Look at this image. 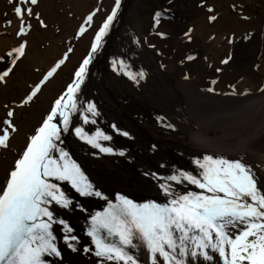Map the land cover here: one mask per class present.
<instances>
[{
    "label": "snow or ice",
    "instance_id": "snow-or-ice-1",
    "mask_svg": "<svg viewBox=\"0 0 264 264\" xmlns=\"http://www.w3.org/2000/svg\"><path fill=\"white\" fill-rule=\"evenodd\" d=\"M11 16L5 12L0 31L8 36L13 30L14 43L0 51V86L7 87L20 64L29 55L30 38L34 30L47 32L49 23L38 11L41 0H7ZM125 0H113L110 9L98 4L79 18L70 36L62 37L64 50L44 70L35 67L39 78L27 84L19 100L0 104V152L14 153V160L6 172L0 188V264H73L81 256H94L96 264H264V161L249 163L244 157L227 158L205 154L191 160L192 169L158 164L159 170H141V174L155 190V195L140 201L117 191L114 199L105 194L86 174L81 164L66 148L65 136L71 135L95 151L93 157H128L127 150L112 146L113 135L99 126L102 112L95 99L85 98L86 91L97 87L92 68L105 51L123 17ZM167 7L152 14L151 31L145 36H129L127 52L108 60L111 72L126 79L139 89L149 78V72L137 64V50L150 49L159 57L162 51L149 40L168 39L159 27L175 17L178 0H167ZM198 7H206L208 20L218 19L215 9L200 0ZM232 10L245 22H252L244 14L242 4ZM74 16V13L69 12ZM15 24V26H14ZM60 34V28H55ZM192 28L184 32L192 42ZM246 32L241 42L253 39ZM88 40L87 50L77 61L70 82L56 95L38 125L25 134L23 147L13 148L21 133V121L43 94V90L70 63L76 45ZM227 43H237L235 33L226 37ZM197 59L186 55L181 65ZM207 60V57H204ZM234 52H228L220 65L234 62ZM161 62L159 68L166 69ZM209 68L213 65L209 64ZM259 71L261 65L256 64ZM222 67H215L219 74ZM184 80L190 76L184 74ZM212 79L205 89L214 95L249 96L250 92H217ZM258 91L264 94V87ZM162 129L176 131L166 114L154 117ZM117 136L133 140L135 137L117 123L108 125ZM94 128V130H93ZM150 152L156 153L153 143ZM68 185L79 198H96L106 202L102 211L87 217L84 236L76 234V227L66 218L67 213L88 209L74 199L63 187ZM64 210V215L58 213Z\"/></svg>",
    "mask_w": 264,
    "mask_h": 264
},
{
    "label": "bare ground",
    "instance_id": "bare-ground-1",
    "mask_svg": "<svg viewBox=\"0 0 264 264\" xmlns=\"http://www.w3.org/2000/svg\"><path fill=\"white\" fill-rule=\"evenodd\" d=\"M54 1L41 0L40 9L43 13L50 14L53 9L49 4ZM61 1L64 8L63 3L70 6L71 13L82 16L89 10V2L94 0ZM143 1L125 0L122 20L116 25L114 35L92 68V75L99 79L94 80L97 87H93V90H97L93 99L102 112L99 126L113 135L112 146L127 150L128 157H93L91 152L94 149L70 135L74 138L75 146L83 145L90 150L91 160L88 159V162L92 165L89 169L99 170L94 174L97 181L105 177L110 182L116 177H137L140 180L136 196L133 194L131 198L140 201L142 197L155 195L151 182L142 176L141 170L164 172V169H158V164L162 162H167L170 167L174 165L191 170L194 157L216 154L227 158L244 157L249 163L260 164L264 161V94L258 91L259 87H264V0H205L206 6L214 8V14L218 17L211 23L206 7H198L200 0H178L175 17L162 22L158 29L167 33L168 39L159 40L154 35L149 37L150 42L156 43L163 55L157 57L147 48L137 50L134 57L137 64L149 72L148 80L137 89L126 79L116 77L108 66V60L127 52L131 34L147 35L151 31L153 12L168 6L167 0H157L158 8L150 7L145 11ZM105 3L107 0H102V7L110 9L103 6ZM233 4H242L244 14L253 17L252 22L241 20L237 12L232 10ZM146 14L150 15L149 18H146ZM67 24L75 26L70 21ZM188 28L193 29L191 43L184 36ZM248 31L254 33L253 39L241 42V37ZM213 33L217 34L214 39L211 36ZM233 33L237 43L230 46L226 37ZM5 37H0V51L6 45L13 44L11 37ZM9 38L11 41H7ZM50 41L45 56L35 53L34 45L30 43L27 58L31 59L34 67L42 70L50 59L54 60L59 49L55 46L53 35ZM82 43L77 44L76 53L65 68L66 71L71 69L70 65L84 45ZM230 51L235 54L234 62L220 65V60ZM190 54L196 55L197 59L185 61L181 65L180 61ZM161 62L167 66L165 70L159 68ZM209 64L213 67L209 68ZM256 64L261 65L259 71L255 70ZM215 67H222L223 71L217 74L214 72ZM184 74H188L190 79L184 80ZM212 79L218 80L214 85L217 92H231L229 85L235 84L237 92L247 91L251 95L217 96L207 93L205 89L212 86ZM52 82L50 84L53 85ZM89 94L86 91L85 98L91 99ZM158 114H166L176 126V131L157 126L154 117ZM113 122L129 131L135 139L128 140L112 133L108 125ZM153 143L158 145L156 153L149 150ZM132 160L136 162L134 167L128 165ZM101 166L107 169L106 176ZM87 175L90 177V173ZM113 185L117 187L115 191L121 188V183ZM67 191L88 209L87 213L75 211L66 216L76 227V234L87 241L88 238L84 236L87 217L95 211H102L107 206L106 202L96 198H79L76 194L72 195L71 190ZM58 213L65 214L64 210L59 209ZM96 261L94 256H83L79 264H96ZM73 264H78V261Z\"/></svg>",
    "mask_w": 264,
    "mask_h": 264
},
{
    "label": "rangeland",
    "instance_id": "rangeland-1",
    "mask_svg": "<svg viewBox=\"0 0 264 264\" xmlns=\"http://www.w3.org/2000/svg\"><path fill=\"white\" fill-rule=\"evenodd\" d=\"M61 0H55L54 2H51L49 4L52 6V11H50V14L43 13L42 9H38V11H41L43 14V17L45 20L49 23L50 28L47 32L43 30H34L33 34L30 38V43L34 45L33 50L35 53H40L41 55L45 56V49H48L51 41L50 36L53 35L55 40V46L57 49H59L58 53L55 54L54 59L64 50V45L61 42L62 37L70 36L74 28L76 27L77 23L79 22L80 15L77 16V14L74 16L69 15V12L71 11L70 6L65 5V8L61 5ZM102 4V0H94L92 2H89L88 9L90 10L94 6ZM113 4V0H107V3H105L103 6L111 7ZM60 7V8H58ZM154 7L158 8V1L157 0H144L143 1V9L147 11L148 8ZM107 10V9H106ZM8 12L9 16L8 18H12L11 16V6L8 4L7 0H0V24H2L4 20V13ZM73 13V12H72ZM150 14V13H149ZM149 14H146V18H149ZM144 17V16H143ZM56 19H62L61 22H56ZM73 22L75 26H68L67 22ZM15 26V24H14ZM60 28V34H55V28ZM9 37L13 40L12 43H14L13 39V30L9 29ZM2 34V35H1ZM217 34H211L214 39L216 38ZM3 36V32L0 31V37ZM7 37V36H6ZM5 37V39H6ZM10 39V38H9ZM7 40V41H11ZM78 44V43H77ZM84 44L82 48L79 50V54L75 61L70 65L71 69L69 71H66V67L63 68L62 71L59 72L58 76L53 80V85L49 84L44 90L43 94L40 96V98L36 101V103L33 105L31 109H29L25 116L22 118L21 121V133L16 138V140L13 142V148L15 150H19L23 147L24 144V138L26 133H30L34 127H36L42 117L44 115L50 105V102L52 99L58 95V93L66 86L68 82H70L71 74L74 69V67L77 64L78 59L85 54L87 50L88 40H83ZM8 45L4 47L7 48ZM78 45H76L77 47ZM3 49V50H4ZM31 49V51H33ZM33 53V52H32ZM31 53V54H32ZM53 62V59L51 61H48L47 66L43 68L41 71H44L51 63ZM34 65L31 63V59H26L22 64L19 65L16 74L12 77V79L9 81L7 87L0 86V104H3L5 102L11 101V100H19L20 97L25 93L27 89V84L35 81L39 78V73L34 71ZM53 86L54 88H51ZM14 160V153H3L0 152V188L3 187L6 177V172L8 168L11 166L12 162Z\"/></svg>",
    "mask_w": 264,
    "mask_h": 264
},
{
    "label": "water",
    "instance_id": "water-1",
    "mask_svg": "<svg viewBox=\"0 0 264 264\" xmlns=\"http://www.w3.org/2000/svg\"><path fill=\"white\" fill-rule=\"evenodd\" d=\"M66 148L70 153H72V151H74V148L71 145H69L68 143H66ZM63 187L65 188V190H72L68 185H64Z\"/></svg>",
    "mask_w": 264,
    "mask_h": 264
}]
</instances>
